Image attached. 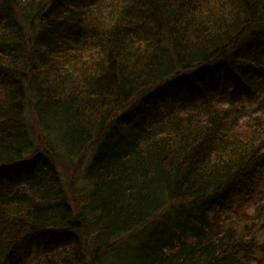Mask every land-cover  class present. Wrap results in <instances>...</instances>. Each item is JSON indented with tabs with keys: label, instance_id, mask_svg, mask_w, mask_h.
I'll use <instances>...</instances> for the list:
<instances>
[{
	"label": "trees",
	"instance_id": "16d2710c",
	"mask_svg": "<svg viewBox=\"0 0 264 264\" xmlns=\"http://www.w3.org/2000/svg\"><path fill=\"white\" fill-rule=\"evenodd\" d=\"M261 183L264 0H0V264H264Z\"/></svg>",
	"mask_w": 264,
	"mask_h": 264
},
{
	"label": "rangeland",
	"instance_id": "374dc122",
	"mask_svg": "<svg viewBox=\"0 0 264 264\" xmlns=\"http://www.w3.org/2000/svg\"><path fill=\"white\" fill-rule=\"evenodd\" d=\"M243 103H244L243 105H245V106H244V110H245V111H248V114H252V113L257 114V113H260V112H261L260 107L255 106V104H253L252 102H248V101L246 100V101H244ZM240 105H241V104H240ZM262 183H263V182H262ZM262 183H261L260 188H261L262 190H264V184H262ZM254 208H255V204L249 205V210H254Z\"/></svg>",
	"mask_w": 264,
	"mask_h": 264
}]
</instances>
